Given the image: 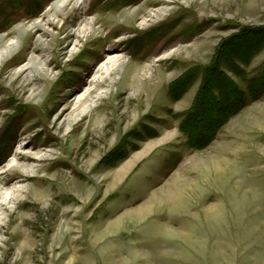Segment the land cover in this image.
<instances>
[{"label":"rangeland","instance_id":"1","mask_svg":"<svg viewBox=\"0 0 264 264\" xmlns=\"http://www.w3.org/2000/svg\"><path fill=\"white\" fill-rule=\"evenodd\" d=\"M262 26L264 0H0V264H264V94L197 148L200 82L170 91Z\"/></svg>","mask_w":264,"mask_h":264},{"label":"trees","instance_id":"2","mask_svg":"<svg viewBox=\"0 0 264 264\" xmlns=\"http://www.w3.org/2000/svg\"><path fill=\"white\" fill-rule=\"evenodd\" d=\"M263 49L264 26L241 27L236 35L221 41L209 64L189 69L172 83L171 95L178 100L200 82L192 107L181 125L193 147L200 148L213 139L231 117L263 96L264 64L256 77L245 81L249 83L247 91L230 75L243 78L247 67Z\"/></svg>","mask_w":264,"mask_h":264},{"label":"bare ground","instance_id":"3","mask_svg":"<svg viewBox=\"0 0 264 264\" xmlns=\"http://www.w3.org/2000/svg\"><path fill=\"white\" fill-rule=\"evenodd\" d=\"M86 24V26H90L91 24L90 23H85ZM85 26V27H86ZM86 30V29H85ZM120 60L119 59H116V58H113V59H111V61H109V63L111 64V66H113L114 64H116V63H118ZM103 70H106L107 72L109 71V67H108V64H105L104 66H102L101 68H100V72L101 71H103ZM84 98V99H83ZM87 97H79V98H77V100H76V102H75V104H74V106H73V113L72 114H74V113H77V112H80L81 111V113H84L87 109H89L90 108V106H87V107H85V108H83L84 106V104H86V102H88L87 101ZM84 100V101H83ZM83 108V109H82ZM82 109V110H81ZM168 199V198H167ZM175 201V200H174ZM180 201V200H179ZM169 202V201H168ZM173 203V202H172ZM69 234H71V233H69Z\"/></svg>","mask_w":264,"mask_h":264}]
</instances>
